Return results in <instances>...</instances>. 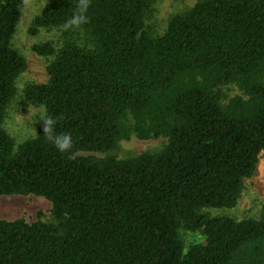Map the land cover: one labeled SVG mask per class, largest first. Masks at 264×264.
<instances>
[{"label":"trees","instance_id":"1","mask_svg":"<svg viewBox=\"0 0 264 264\" xmlns=\"http://www.w3.org/2000/svg\"><path fill=\"white\" fill-rule=\"evenodd\" d=\"M157 1L47 0L33 34L76 25L94 41L34 47L55 60L26 98L71 134L61 154L43 123L17 153L3 128L27 65L12 46L25 0H0V197H43L57 221L0 219V264H264V206L258 221L202 213L236 206L264 152V0H203L152 37ZM228 85L245 97L224 105ZM132 132L168 144L128 160L78 155ZM182 229L206 244L185 252Z\"/></svg>","mask_w":264,"mask_h":264},{"label":"rangeland","instance_id":"2","mask_svg":"<svg viewBox=\"0 0 264 264\" xmlns=\"http://www.w3.org/2000/svg\"><path fill=\"white\" fill-rule=\"evenodd\" d=\"M203 0H158L146 20L145 32L152 37L163 36L170 21L182 15ZM47 0H25L24 10L16 35L12 41L13 48L24 57L27 68L16 81V94L11 100L3 123V128L13 139L15 152L27 141L35 139L42 121H37L29 113L42 105L33 104L26 98L29 87L44 85L49 81L48 68L55 57H42L36 54L34 47L51 43L55 50L60 51L66 44L75 43L83 48H94V41L82 28L71 25L67 28L38 29L32 33L35 20L41 16ZM223 104L227 105L237 96L245 97L236 85L222 88ZM44 107V106H43ZM45 108V107H44ZM126 127H133L132 117L124 120ZM168 144V138L159 137L150 140H140L132 132L128 139L119 142L117 148L108 153H79V156L96 158H115L128 160L142 154H156L163 151ZM264 206V152L260 155L253 176L244 181L243 190L236 206L230 209H204L202 213L211 218L228 217L234 221L261 220ZM0 219L6 221L24 220L32 224L38 221L56 224L52 204L38 196H6L0 197ZM185 252L192 246L206 244L203 231L190 232L181 230Z\"/></svg>","mask_w":264,"mask_h":264},{"label":"clouds","instance_id":"3","mask_svg":"<svg viewBox=\"0 0 264 264\" xmlns=\"http://www.w3.org/2000/svg\"><path fill=\"white\" fill-rule=\"evenodd\" d=\"M35 116L37 121L43 122V132L47 140L53 144L61 154L70 153L73 146V139L70 133H58L56 131V121L53 116L47 114L43 106L36 108L29 113V117ZM69 159H75V154L69 155Z\"/></svg>","mask_w":264,"mask_h":264}]
</instances>
